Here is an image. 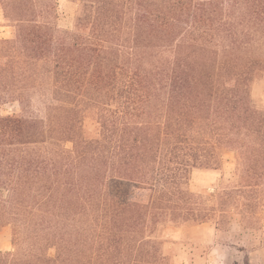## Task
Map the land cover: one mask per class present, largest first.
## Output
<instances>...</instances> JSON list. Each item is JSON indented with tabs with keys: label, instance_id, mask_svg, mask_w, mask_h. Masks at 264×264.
I'll return each mask as SVG.
<instances>
[{
	"label": "trees",
	"instance_id": "obj_1",
	"mask_svg": "<svg viewBox=\"0 0 264 264\" xmlns=\"http://www.w3.org/2000/svg\"><path fill=\"white\" fill-rule=\"evenodd\" d=\"M71 1L66 30L57 0H0V105L21 112L0 114V264H173L166 225L260 230L264 0ZM227 153L234 180L192 191Z\"/></svg>",
	"mask_w": 264,
	"mask_h": 264
},
{
	"label": "rangeland",
	"instance_id": "obj_2",
	"mask_svg": "<svg viewBox=\"0 0 264 264\" xmlns=\"http://www.w3.org/2000/svg\"><path fill=\"white\" fill-rule=\"evenodd\" d=\"M78 4L71 0H57V25L61 29L71 30ZM13 29L4 19L0 8V39L10 38ZM256 95L261 92L264 103V83L255 85ZM36 114L43 115V106L35 99ZM85 114L84 130L87 136L95 127L93 111ZM17 102L0 105V114H20ZM69 146V144H67ZM234 180L233 155L223 156L219 169L194 168L190 175L189 188L197 193L214 195L222 184ZM262 228L255 232L243 230L238 216L231 219L228 231L216 232L212 222L197 227L181 228L166 225L162 232L163 247L172 256L173 264H264V206L261 209ZM0 250L12 251L9 230H0ZM50 255L54 254L49 249Z\"/></svg>",
	"mask_w": 264,
	"mask_h": 264
}]
</instances>
